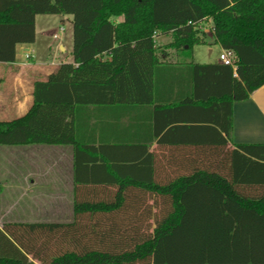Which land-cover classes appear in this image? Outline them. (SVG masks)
Masks as SVG:
<instances>
[{
  "label": "trees",
  "instance_id": "trees-1",
  "mask_svg": "<svg viewBox=\"0 0 264 264\" xmlns=\"http://www.w3.org/2000/svg\"><path fill=\"white\" fill-rule=\"evenodd\" d=\"M61 14L72 18V62L34 83L25 115L0 122V146L72 145L76 174L90 149L76 136L81 108L156 102L160 74L185 75L192 86H171L166 103L192 110L205 136L217 125L225 145L233 104L264 86V0H0V63L34 42L36 16ZM207 19L236 70L191 63ZM158 34L171 37L174 62L156 49ZM230 154L228 166L206 154L200 169L166 180L92 158L107 176L99 185L75 176L73 221L3 224L0 264H264V145Z\"/></svg>",
  "mask_w": 264,
  "mask_h": 264
},
{
  "label": "crops",
  "instance_id": "crops-1",
  "mask_svg": "<svg viewBox=\"0 0 264 264\" xmlns=\"http://www.w3.org/2000/svg\"><path fill=\"white\" fill-rule=\"evenodd\" d=\"M202 31L211 39V43L219 47L220 61L196 63L192 53L191 63L223 64L221 54L224 50L215 41L213 21L207 19ZM43 35L37 31L36 16L34 42L16 45L14 62L0 63V122L11 121L2 118L14 114H19L17 118L25 115L32 105L34 83L44 81L52 73L44 72V67H58L52 62L48 64L45 61L47 59L39 58L43 50L39 41ZM166 36L170 37L156 35L155 43ZM58 47L60 51L65 50L62 44ZM207 53L210 60L214 49L209 46ZM173 85L183 90L192 86L185 75L175 79L160 74L153 87L156 88V92L153 91L157 97L156 102L81 108L77 113L76 136L82 144L90 146V149L83 147L78 153V174L75 168V148L72 145L31 144L16 146L21 147L18 150L5 151L4 156L7 157L15 152L20 155V180L15 181L16 175L5 167L0 173V196L4 193V186H17L19 191L22 188L20 194L24 196L26 189L38 185L41 189L36 194V201L50 205L53 216L57 215L56 210L61 203L71 204L73 213L75 176L80 184L95 185L101 184L99 182L107 176L102 170L87 165V161L92 158H97V163L104 161L108 164H131L124 169H129V174L138 176H145L147 170L151 172L153 169L156 178L166 180L186 170L200 169L202 158L206 154L213 158L210 164L217 168L230 165L233 157L230 152L236 146L264 145V86L249 99L233 104L231 139L224 145L222 139L225 134L217 125H213L216 132L205 136L196 127L200 124L197 123L200 117H196L192 110L179 109L178 112L166 103L175 95V90L169 91ZM2 147L0 146V151ZM142 161L144 164L135 166ZM92 181L96 183H90ZM6 223H1L0 228Z\"/></svg>",
  "mask_w": 264,
  "mask_h": 264
},
{
  "label": "rangeland",
  "instance_id": "rangeland-1",
  "mask_svg": "<svg viewBox=\"0 0 264 264\" xmlns=\"http://www.w3.org/2000/svg\"><path fill=\"white\" fill-rule=\"evenodd\" d=\"M71 16L69 15H39L37 16V31L43 33V37L40 38L39 44L42 47V53L39 57L45 60L48 64L53 63L57 66L60 63H71L72 62V23ZM58 34L59 38L54 39L53 35ZM206 33L202 31L199 36L203 40L202 43L195 44L192 48L194 55V61L197 63H214L220 61V49L215 43H211V39L205 36ZM42 35V34H41ZM171 41L170 37L158 40L155 43L156 49L168 52L169 62H174L175 54L173 49L167 47ZM62 44L65 47L64 51H60L58 45ZM214 49V55L210 58L207 57L208 47ZM192 60V59H191ZM44 72H54L56 67L46 66ZM43 78V77H41ZM21 115V114H20ZM19 117V114L2 118L6 120H12ZM17 148V149H16ZM21 147L14 146H3L0 151V173L5 167L10 168L11 172L16 175L15 181L20 180L18 171V165L21 161L20 155L15 152L14 155L9 157L4 156V152L7 150H18ZM10 165V166H9ZM25 170V169H24ZM22 171V169H21ZM14 181V182H15ZM10 183V182H8ZM45 187V186H44ZM41 189L36 185L26 189V195L22 196V191L18 190L17 186L9 187L4 186V193L0 196V224L3 222H23V223H62L67 224L73 221V213L71 212V204L61 203L58 204L56 210V216H53V211L50 209L51 206L46 204H40L36 201L37 193ZM149 221L143 220L145 230Z\"/></svg>",
  "mask_w": 264,
  "mask_h": 264
},
{
  "label": "built area",
  "instance_id": "built-area-1",
  "mask_svg": "<svg viewBox=\"0 0 264 264\" xmlns=\"http://www.w3.org/2000/svg\"><path fill=\"white\" fill-rule=\"evenodd\" d=\"M53 38L58 39L59 35L56 33L53 35ZM233 57H234V55L230 51H223V53L221 54L222 63L226 66H232L234 68V70H236V66L233 62Z\"/></svg>",
  "mask_w": 264,
  "mask_h": 264
}]
</instances>
